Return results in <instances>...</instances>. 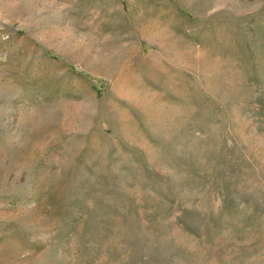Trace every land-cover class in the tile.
Here are the masks:
<instances>
[{
    "label": "rangeland",
    "instance_id": "1",
    "mask_svg": "<svg viewBox=\"0 0 264 264\" xmlns=\"http://www.w3.org/2000/svg\"><path fill=\"white\" fill-rule=\"evenodd\" d=\"M0 264H264V0H0Z\"/></svg>",
    "mask_w": 264,
    "mask_h": 264
}]
</instances>
